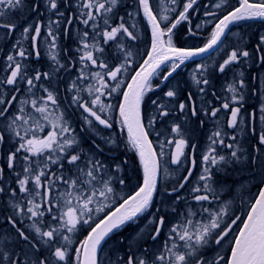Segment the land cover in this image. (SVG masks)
I'll return each mask as SVG.
<instances>
[{"label":"snow or ice","instance_id":"6c2138e0","mask_svg":"<svg viewBox=\"0 0 264 264\" xmlns=\"http://www.w3.org/2000/svg\"><path fill=\"white\" fill-rule=\"evenodd\" d=\"M201 8L203 19L193 27L192 15ZM20 17L25 24L19 36L6 52L7 40L0 47V264H264V73L259 107L247 111L248 95L257 89L249 93L245 71L234 69L264 66V34L252 51L239 46L236 34L222 61L196 63L190 73L196 91L185 100L173 103L180 94L176 85L150 100L151 113L144 107L148 94L182 65L220 49L231 25L264 18V0H0L5 37L15 35ZM138 20L150 31L142 51L129 43L140 39ZM182 25L189 38L211 26L203 46H177ZM62 38L73 47H62ZM42 55L45 70L31 59L38 63ZM229 71L221 94L210 93L218 103L205 99L215 73ZM174 112L184 118L157 127ZM201 113L212 123L203 145L191 142L189 123ZM114 126L138 157L140 176L131 188L126 161L100 158L105 147H120V136L102 134ZM237 129L256 139L251 152L242 148ZM240 166L253 173L250 180L259 177L257 190L238 182L247 195L224 199L235 185L223 176ZM162 192L171 199L156 206ZM153 208L124 254L102 260L111 235Z\"/></svg>","mask_w":264,"mask_h":264},{"label":"flooded vegetation","instance_id":"af4514ba","mask_svg":"<svg viewBox=\"0 0 264 264\" xmlns=\"http://www.w3.org/2000/svg\"><path fill=\"white\" fill-rule=\"evenodd\" d=\"M130 0H123V3L126 5L129 3ZM201 5L204 3H207V0H200ZM232 3H235V0H232ZM125 7H121L119 9V14L123 15L125 13ZM203 9L197 11L192 15L193 20V27H195L196 23H200V20L203 19L202 16ZM31 19V18H30ZM20 27L17 28L16 33L13 37H5L3 34V30H0V47H4L5 40L8 41L7 46L5 47V52L10 47L11 42H13L16 37H18V31L20 28H22L23 24L25 23L23 17L19 18ZM138 24L140 26V39L134 42H129L130 46L133 48V50H144L147 46V44L150 41V31L147 28L146 22L143 20H138ZM186 28L187 25H182L177 30V36H176V43L179 47H188V46H203V44L206 41V38L208 36V33L211 31V26H207L206 28H202L200 30V35L196 37H186ZM242 38V42L240 43V47H247L250 51L254 50L255 45L258 43L259 36L261 34H264V18H254V19H248L239 21L233 25L230 26L229 30H226V34L224 37H222V44L220 49H214L210 50L208 53L203 54L202 57L195 58L194 61H188L184 65L181 66L180 69L177 70V72L170 78L168 82H165V84L161 85L159 89H157L154 93H149L146 102H145V112L151 113L152 112V105L150 103L151 99H156L157 97H163V93L168 90L169 87H173L176 85H179L180 88V94L177 97V100H174L173 103H176L178 100H185L186 99V93L188 91H192L195 93L196 89L195 86H191V80H190V73L195 68L196 63H207L211 66L213 60L219 62L222 61V59L225 57L226 52L231 50V47L236 44L237 42V35ZM61 43L63 44V47L66 45V39H61ZM223 49V50H221ZM42 50V48H41ZM43 52V51H42ZM3 54L0 53V68L3 66ZM33 63L35 62V58H31ZM139 59V57H137ZM35 67L41 65L34 63ZM235 70L243 69L245 71V78L249 85V93L251 88L257 89V95L252 96L248 95L247 102L245 104V109L247 111L252 110V106L255 105L258 109L259 107V90L261 89V78L260 74L264 73V66H262L260 63H251L249 66L248 64H239L234 66ZM44 70V69H42ZM167 69H164L166 71ZM257 75V79L255 81L252 80V74ZM232 75V72H226L224 74L215 73L214 77L212 78V86L209 88V95L205 99H211L214 103H218L214 101V98L210 95L212 90H215L217 94H221L222 86L225 83V79L230 77ZM159 78L154 79L153 83H159ZM196 99L197 107L199 108L201 105V99L198 95L194 97ZM190 115V114H188ZM179 117L180 119H183V115L174 112L173 115L169 116L167 119H165L161 125H158L157 127L162 129L164 125H168L170 121L176 119ZM221 118L226 119V115L224 113H221ZM204 119L206 122L203 126L199 124V120ZM190 125L194 129L193 133V139L192 143H198L200 145H203L206 143V137L209 133V130L212 128L211 121L208 120V118L204 117V115L201 113L199 117H190L189 120ZM256 127L259 129V121L257 119L256 121ZM116 126L112 130L107 131H114ZM231 132L232 130H228ZM46 134V133H44ZM103 135H107L106 133H102ZM237 136L240 140L242 148L245 150L246 153L251 152V146L256 143V139L253 138V135L248 132L247 130L241 134L239 129H237ZM155 139V137H152ZM98 139V138H97ZM98 143V142H97ZM223 151H227L226 149ZM110 156L117 158L119 157V154L117 152L114 153H108ZM197 160H199V153L197 154ZM106 162H108L107 159H105ZM118 161V159H116ZM126 161V160H124ZM200 173V167L199 164L197 165L196 169L194 170V176L192 178L193 182H195V177L199 175ZM253 175V173L244 166L238 167V169L235 172H232V170H229V174L223 176V180L226 184L232 187V190L230 192H227L223 195L224 199H232L233 197H239L241 194L247 195V192L245 190H242L238 186V182H244L248 183V186L250 187L251 191L254 193L257 189L253 185H257L259 183V177H256L255 180H250V177ZM219 178V177H218ZM169 187L171 185H168ZM164 185H161V188L163 189ZM191 187V184L188 186ZM129 191V189H128ZM188 192V188H185L180 192L181 196H184ZM173 194V198H174ZM2 199V198H0ZM171 199L167 193H161L158 194L155 197V204L156 206H159L161 200H169ZM195 204V202H192ZM236 203H239V199L236 200ZM155 211V208L151 209L149 213L144 214V216L138 220L135 223H129L126 224L121 229L115 231L111 238L108 239L107 243L104 244V252L101 253V259L103 260V257L108 255L113 261L116 259L117 255H123L124 251L127 247V241L134 236V233L138 231L140 228L145 227L147 224L148 217L151 212ZM163 214V213H161ZM172 214L169 213V219H172ZM2 219V217H0ZM4 228H7L8 226L5 224L3 225ZM167 231V228L165 229V232ZM121 238H124L123 241ZM164 236L161 235L159 240L156 242V244H159L161 241H163ZM149 247H153V243L149 240L147 241ZM112 246V250H108V247ZM104 264H107V261H104Z\"/></svg>","mask_w":264,"mask_h":264},{"label":"rangeland","instance_id":"374dc122","mask_svg":"<svg viewBox=\"0 0 264 264\" xmlns=\"http://www.w3.org/2000/svg\"><path fill=\"white\" fill-rule=\"evenodd\" d=\"M23 19H24V18H23ZM24 24H25V23H24ZM24 24H23V26H24ZM20 30H21V28H20L19 31H18V36H19ZM62 39H63V38H62ZM61 45H62V47H63V44H62V43H61ZM65 47H68V48L71 49V48L73 47V43H72V41L66 39V45H65ZM41 48H42V51H43V45H41ZM69 55H73V53L70 51V52H69ZM46 60H47V58L44 57V56L42 55L40 61H39L38 63H37V62H34V63L41 65V66H42V69L45 70V68H46ZM38 67H40V66H38ZM71 75H75V72L73 71V72L71 73ZM60 88H61V93H62V95H63V88H64V85L61 84ZM116 99H118V97H114V98H113V102H116ZM67 103H68L67 100H63V104H67ZM45 133H46V132H45ZM41 135H44V133H41ZM116 135L119 136L118 134H116ZM98 141H99V139H97V142H98ZM85 146H87V145H85ZM104 149L107 150V151H109V152H111V153L117 152V153L120 155V156L117 157V158H114V157H108V156H100V158H102V159H104V160L107 159L108 162L116 161V159H118V161H116V162H121V160L123 161V160L125 159V157H129V156H128V154H129V150H128L127 148H124V146H123L122 143H120V147H119L118 149H112L110 146H109V147H105ZM130 158H132V156H131ZM120 159H121V160H120ZM132 163H133L134 165L137 164V161H136V158H135V157L133 158V162H132ZM138 165H139V164H137V167H138ZM124 169H125L124 174H126V175L130 178V185H129V188H131L132 186H134V185L136 184V182H137V178L140 176V174L137 175V173H136L137 171L134 172V171H133L134 169H133L132 165H130L128 162H127V163H124ZM117 187L119 188L118 185H117ZM129 188H125L124 191L127 192ZM226 243H227V242H226ZM108 250H109V251L112 250V246H109V247H108Z\"/></svg>","mask_w":264,"mask_h":264},{"label":"trees","instance_id":"16d2710c","mask_svg":"<svg viewBox=\"0 0 264 264\" xmlns=\"http://www.w3.org/2000/svg\"><path fill=\"white\" fill-rule=\"evenodd\" d=\"M136 159H137V157H136ZM138 171H140V167H139V170Z\"/></svg>","mask_w":264,"mask_h":264}]
</instances>
